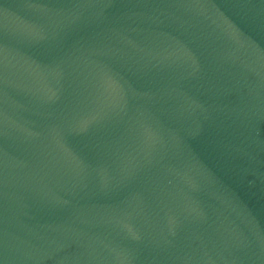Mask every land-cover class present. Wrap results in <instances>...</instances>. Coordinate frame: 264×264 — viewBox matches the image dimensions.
<instances>
[{"label":"water","instance_id":"95a60500","mask_svg":"<svg viewBox=\"0 0 264 264\" xmlns=\"http://www.w3.org/2000/svg\"><path fill=\"white\" fill-rule=\"evenodd\" d=\"M0 264H264V0H0Z\"/></svg>","mask_w":264,"mask_h":264}]
</instances>
